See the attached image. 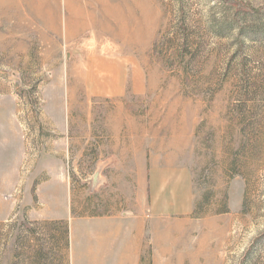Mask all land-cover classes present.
<instances>
[{"label":"rangeland","instance_id":"obj_1","mask_svg":"<svg viewBox=\"0 0 264 264\" xmlns=\"http://www.w3.org/2000/svg\"><path fill=\"white\" fill-rule=\"evenodd\" d=\"M38 1L0 0V264H72L62 217L189 186L165 264H264V0H73L71 34Z\"/></svg>","mask_w":264,"mask_h":264},{"label":"crops","instance_id":"obj_2","mask_svg":"<svg viewBox=\"0 0 264 264\" xmlns=\"http://www.w3.org/2000/svg\"><path fill=\"white\" fill-rule=\"evenodd\" d=\"M45 3L49 1H38L36 15L48 18V24H60L58 6ZM73 3L67 0L69 19L65 29L69 34L79 33L81 28L79 24H72L76 20L72 19L71 8L76 6ZM141 172L144 173L142 169ZM190 187L179 192L168 190L164 202L158 199L164 192L155 190L150 195L152 200H139L138 206L132 209L133 215L121 211L91 217H62L70 219L71 263L165 264V256L173 253V247L188 244L190 224L201 219L193 217L195 202H192Z\"/></svg>","mask_w":264,"mask_h":264},{"label":"water","instance_id":"obj_3","mask_svg":"<svg viewBox=\"0 0 264 264\" xmlns=\"http://www.w3.org/2000/svg\"><path fill=\"white\" fill-rule=\"evenodd\" d=\"M101 171H102V168H99L98 170H96L94 173V176H93V182H92V189H94L95 190V188H97L98 187V185L100 184V183H102V180H103V178H102V173H101Z\"/></svg>","mask_w":264,"mask_h":264},{"label":"trees","instance_id":"obj_4","mask_svg":"<svg viewBox=\"0 0 264 264\" xmlns=\"http://www.w3.org/2000/svg\"><path fill=\"white\" fill-rule=\"evenodd\" d=\"M201 216L200 214L198 215V217Z\"/></svg>","mask_w":264,"mask_h":264}]
</instances>
